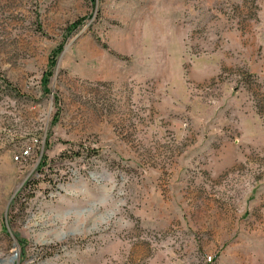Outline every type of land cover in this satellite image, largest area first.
<instances>
[{
	"label": "rangeland",
	"instance_id": "obj_1",
	"mask_svg": "<svg viewBox=\"0 0 264 264\" xmlns=\"http://www.w3.org/2000/svg\"><path fill=\"white\" fill-rule=\"evenodd\" d=\"M0 264H264V0H0Z\"/></svg>",
	"mask_w": 264,
	"mask_h": 264
},
{
	"label": "trees",
	"instance_id": "obj_2",
	"mask_svg": "<svg viewBox=\"0 0 264 264\" xmlns=\"http://www.w3.org/2000/svg\"><path fill=\"white\" fill-rule=\"evenodd\" d=\"M82 22H83V20H79V21L73 23V24L70 26L69 30L72 29V28H75V27L79 26L80 24H82ZM62 49H63V48L60 46L57 50H55V52H53V54H52V56H51V58H50L48 76H47V77H44V78H43V81H42V85H43L44 88H46V86H47V82H48L49 74L52 73V69H53V67H54L55 64H56V57H57V55H58L59 53L62 52ZM30 186H31V184L27 185V186H26V189H25L24 191H27V189H28Z\"/></svg>",
	"mask_w": 264,
	"mask_h": 264
}]
</instances>
